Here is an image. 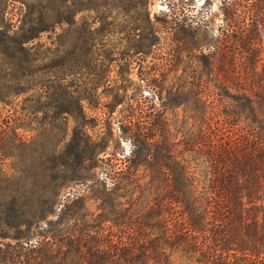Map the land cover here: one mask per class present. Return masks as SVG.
Returning a JSON list of instances; mask_svg holds the SVG:
<instances>
[{"label": "trees", "instance_id": "16d2710c", "mask_svg": "<svg viewBox=\"0 0 264 264\" xmlns=\"http://www.w3.org/2000/svg\"><path fill=\"white\" fill-rule=\"evenodd\" d=\"M225 1L230 12L215 38L177 23L176 40L189 48L198 75L162 83L158 107L121 122L132 145L123 168L93 181L89 196L73 195L60 206L64 162L41 191L0 194V264H264V62L257 25L264 0L240 7L242 0ZM60 2L44 5L32 27L37 34L97 9L90 0ZM4 10L0 0V171L25 144L17 128L50 108L16 101L32 88L36 54L28 42L36 35L5 30ZM55 78L56 119L72 114L70 103L83 114L86 97ZM11 106L21 109L18 115ZM179 106V124L172 123L166 114ZM80 130L76 125L67 145L83 167L90 155Z\"/></svg>", "mask_w": 264, "mask_h": 264}, {"label": "rangeland", "instance_id": "374dc122", "mask_svg": "<svg viewBox=\"0 0 264 264\" xmlns=\"http://www.w3.org/2000/svg\"><path fill=\"white\" fill-rule=\"evenodd\" d=\"M2 1L3 28L17 36L36 35L28 42L36 54L32 88L16 101L26 99L27 105L44 104L50 108L47 113L32 116L25 128H17L25 144L17 148V157L5 160L0 171V194L15 189L41 191L56 171V164L64 162L58 172L63 186L56 206L73 195L89 196L93 181L125 166L132 145L121 122L129 114L135 121L144 111L158 107L159 85L178 83L181 76L198 75L189 48L176 40L177 23L196 25L202 38L209 40L220 34L230 12L225 0H90L97 9L78 13L73 24L59 23L37 34L32 27L39 26L38 17L49 0ZM51 1L62 6L60 0ZM246 1L251 2L242 0L237 4ZM257 25L264 62V17ZM87 45L91 48L89 54ZM72 57L76 58V65L72 64ZM56 75L86 97L82 100L83 114L70 103L72 114L56 119L52 109V103L60 97L54 91ZM41 80L48 87H39ZM11 108L14 116L21 111L17 106ZM183 108L168 111L166 117L179 124ZM8 110L2 109L4 116ZM76 125L82 128L77 138L88 136L86 150L90 159L83 167L67 145ZM57 145L60 151L54 153ZM87 205L91 213H96L92 199L87 200Z\"/></svg>", "mask_w": 264, "mask_h": 264}]
</instances>
